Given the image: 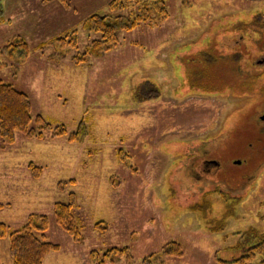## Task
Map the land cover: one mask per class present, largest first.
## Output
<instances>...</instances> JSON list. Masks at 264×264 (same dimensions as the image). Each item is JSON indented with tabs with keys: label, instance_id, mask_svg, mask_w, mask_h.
Listing matches in <instances>:
<instances>
[{
	"label": "rangeland",
	"instance_id": "rangeland-1",
	"mask_svg": "<svg viewBox=\"0 0 264 264\" xmlns=\"http://www.w3.org/2000/svg\"><path fill=\"white\" fill-rule=\"evenodd\" d=\"M115 1L0 0V82L28 97L33 121L84 134L0 138V223L14 231L30 215L47 216L45 240L61 250L43 264H96L90 252L112 248L128 255L104 264L230 260L236 232H264V0H120L114 11ZM94 15L142 19L106 41L88 27ZM244 20L254 28L237 39ZM16 38L28 46L24 59L13 54ZM93 41H104L98 55ZM248 75L258 85L244 89ZM214 141L220 148L206 153ZM200 155L217 162L208 175L216 184L177 178ZM70 194L78 241L53 216ZM229 197L235 209L219 233L188 209L205 200L219 219ZM175 243L182 255H164ZM8 250L0 239V264H12Z\"/></svg>",
	"mask_w": 264,
	"mask_h": 264
},
{
	"label": "trees",
	"instance_id": "trees-1",
	"mask_svg": "<svg viewBox=\"0 0 264 264\" xmlns=\"http://www.w3.org/2000/svg\"><path fill=\"white\" fill-rule=\"evenodd\" d=\"M116 3L118 4L117 6ZM122 7L120 0L109 4V8L114 11L121 10ZM148 8L150 7L144 6L142 12L144 14L147 13ZM140 19H142V16L131 21V23H127L119 16L112 19L111 17H98L94 15L90 21L91 23H88V27L95 28L94 31L102 35L101 39L107 41L112 39L117 31L133 29L137 25L136 21ZM244 22L245 23L242 25V35L237 36V39L243 38V34L249 31L251 26L252 29L254 28V24L250 23L251 21L244 20ZM256 28H259V25L256 26ZM260 30L263 31V28H260ZM262 36H260V38L264 40V31ZM230 37L232 38L233 35ZM236 38L235 40L237 41ZM245 40L247 39H242V42ZM102 43H104V41H93L89 47V51L93 55H98L104 50L101 47ZM262 46L263 43L258 44L259 48ZM11 47L14 52L13 54H19L22 59L28 56L27 44L18 40V38L14 39ZM222 47H224V45H222ZM243 47L247 49L249 45H244ZM234 55L235 52L233 50L231 57ZM248 76L250 78L242 80L243 85L241 87H244V89L247 86L253 87L256 84L258 85V83H256L258 78L253 77V75ZM32 124L33 126H31ZM17 133L25 135L27 138H35L38 140L46 139L47 137L48 139L65 137L69 142H78V139L84 135L81 134L79 130L76 132H68L64 125L54 126L45 121L40 115L36 116L33 121L28 97L24 93L12 88L10 85L0 82V138L3 142L2 144L12 145ZM31 168L32 170L34 169L32 166ZM69 197L70 199L67 203L56 202L54 204L53 216L57 225L71 236L74 241H78L80 236L79 227L75 225L76 221L72 218V211L75 203L73 202V195L70 194ZM229 198L233 204L232 202L229 204L232 205L231 208L219 219L209 218L208 203L205 200H202L201 203L188 209L199 212V215L201 214L202 223L209 233H219L225 229L227 218L233 216L235 198ZM101 225H103V222L96 223V227ZM48 229L49 219L45 215H30L26 222L14 231H11L6 224L0 223V239L8 238L9 240L8 252L12 264H43L48 254L59 252L61 247L58 244L45 240ZM235 235L237 237L234 242L226 248V250L232 251L234 256L230 260H224L215 254L216 261L219 264H264V232L259 231L253 226H249L241 232H236ZM127 255L128 251L126 248H112L105 250L103 253L92 251L89 257L90 260L96 264H104L107 260L112 262L114 259L120 260ZM164 255L181 256V248L175 243L169 246L167 250H164ZM148 260V258H144L143 262H147Z\"/></svg>",
	"mask_w": 264,
	"mask_h": 264
},
{
	"label": "flooded vegetation",
	"instance_id": "flooded-vegetation-1",
	"mask_svg": "<svg viewBox=\"0 0 264 264\" xmlns=\"http://www.w3.org/2000/svg\"><path fill=\"white\" fill-rule=\"evenodd\" d=\"M214 142L216 143V141H214ZM202 143H204V142H202ZM215 143H213V145H212V150L213 151H211V149H210V151H208V149H204V151L206 153L210 152V154L213 153V152H215L216 150L214 151V149H217V148L219 149L220 148V145L217 144V143L215 144ZM204 144H206V143H204ZM207 146H209L211 148V146L209 144ZM207 146H205V147H207ZM200 157H202V156L200 155L198 157H196V156L187 157L190 160V167L189 168L183 167V171L182 172H180V170L178 169V176H177V178L179 180H182L187 175V176H192L195 180H197L198 182H201V183H202V180H203V182L206 183V184H212V183L216 184L215 183V180H213L208 175L212 174V172H213V171H211L210 168H212V167H214L215 169L218 168L217 162L215 160H213V159H206V158H204V160H203ZM197 159H199V160H197ZM187 170L190 171V172L188 173ZM200 172H202V173H200ZM203 173H205L207 175H204V177L202 178L201 174H203ZM184 180H182V181H184ZM246 181H248V180H246ZM224 184H225L226 188L229 191H232L233 193H235V192L239 193L238 192V190H239L238 187H236V186H229L226 183H224Z\"/></svg>",
	"mask_w": 264,
	"mask_h": 264
},
{
	"label": "water",
	"instance_id": "water-1",
	"mask_svg": "<svg viewBox=\"0 0 264 264\" xmlns=\"http://www.w3.org/2000/svg\"><path fill=\"white\" fill-rule=\"evenodd\" d=\"M261 119H262V120H264V116H263V117H261Z\"/></svg>",
	"mask_w": 264,
	"mask_h": 264
}]
</instances>
